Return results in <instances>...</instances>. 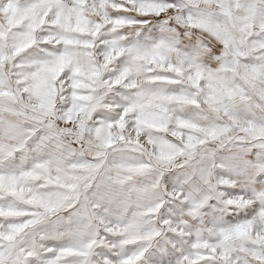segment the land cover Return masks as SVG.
<instances>
[{"label": "clouds", "instance_id": "1", "mask_svg": "<svg viewBox=\"0 0 264 264\" xmlns=\"http://www.w3.org/2000/svg\"><path fill=\"white\" fill-rule=\"evenodd\" d=\"M8 233L10 264H264V0H0Z\"/></svg>", "mask_w": 264, "mask_h": 264}, {"label": "snow or ice", "instance_id": "2", "mask_svg": "<svg viewBox=\"0 0 264 264\" xmlns=\"http://www.w3.org/2000/svg\"><path fill=\"white\" fill-rule=\"evenodd\" d=\"M14 3V0H9V5L11 6ZM16 11L19 13L21 17L30 15V14H35L36 11V6L35 3L33 4H21V5H16ZM63 15V18L65 22L71 24L74 20L77 25H79L80 21L84 19L83 12L80 9L77 8H72L68 10L66 13H61ZM46 19V17H45ZM59 20V17L57 18ZM0 239L7 240L11 242L14 239V236L12 233L4 234L0 236ZM6 253L5 249L2 244H0V264H10V262L14 259V257H9V260L6 261L4 259Z\"/></svg>", "mask_w": 264, "mask_h": 264}]
</instances>
